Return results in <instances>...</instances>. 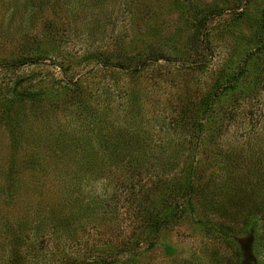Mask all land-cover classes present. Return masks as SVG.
I'll return each instance as SVG.
<instances>
[{"label": "rangeland", "instance_id": "rangeland-1", "mask_svg": "<svg viewBox=\"0 0 264 264\" xmlns=\"http://www.w3.org/2000/svg\"><path fill=\"white\" fill-rule=\"evenodd\" d=\"M263 12L264 0H0V264L67 263L25 248L41 240L27 220L42 199L77 215L71 259L130 247L113 264H264V53L214 95L259 44ZM132 171L159 182L146 204L126 199ZM189 181L176 207L172 186ZM142 208L169 220L154 244Z\"/></svg>", "mask_w": 264, "mask_h": 264}, {"label": "trees", "instance_id": "trees-1", "mask_svg": "<svg viewBox=\"0 0 264 264\" xmlns=\"http://www.w3.org/2000/svg\"><path fill=\"white\" fill-rule=\"evenodd\" d=\"M262 22H263L262 26H263V31H264V12L262 14ZM262 53H264V33L260 37L259 44L255 48H253V50L249 51L244 56L240 66L236 70H234L232 72H228L226 74L224 81L219 85V87L217 88L216 94H214V95L217 98L224 97V96L230 97L229 95H232V93L235 91V89L238 86L243 85L246 78L251 76V74H252L251 63L254 62V64H255L257 61H259L260 55ZM250 81H251V83L249 82L250 86L246 88L248 91L246 93L247 96H246V94H245V96H246L248 103H253V101L255 100V97L257 95L256 94V82L252 81V80H250ZM245 96L238 98V99L233 98L234 100L232 102L233 103L236 102V104H238L240 100H244ZM231 108L232 109L230 110V113H232V117H234V116H236L237 113H235V112L238 111L239 107H231ZM211 111H212V109H211ZM199 125H200V123H199ZM199 125H198V127H199ZM105 141H107V140L105 139ZM142 147L149 150L152 148V145L148 144L145 146H140V147H138V149L140 151H143L140 149ZM173 161L171 162L172 166L175 163L177 164L176 166H178L179 161H175V160H173ZM89 165H94V163L90 162ZM173 169H174V167H173ZM190 172H192V170H190ZM142 179H143V176H142V174H140V172L134 173L132 171L131 176H129V178H128V183L126 184V186H128V187L123 189L124 194L126 196V199H131L132 202H134V199H135V202H137L138 200L139 201L142 200V202H144V204H146V202L148 201V197L150 195V192L154 188L158 187L159 182L158 181L156 182L155 180L151 181L152 185L146 189V188H144L145 184H144ZM240 180H242V178H240L239 181ZM175 183H178V181H176ZM19 185H20L19 180L16 179V177L13 174L12 191L13 192L17 191ZM172 187H173V191H177L173 195L175 197L174 204L176 207L178 206L177 203H179L180 201L182 203V201L184 199L190 198L191 195L193 194V192L195 191V186L192 184L191 181H189L185 185H181V186L173 185ZM241 187H242V185H241ZM135 192L137 194V197L135 196L136 195ZM169 192L171 194V191H169ZM142 202H141V204H142ZM50 205H51L50 202H48L44 199L39 200L35 205V211L33 213V216L31 217V219L27 220L28 222H31V231H32L33 239L35 237L41 238V240L39 239L38 244H36L37 249H36V247L35 248L33 247L34 243L30 241L31 240L30 238L26 241V244H28V245L25 248L30 249L29 252H31V251L35 252L33 254L34 256H32V258L33 257H35V258L39 257V259L45 258V256L49 253L48 248L50 246H52L53 249L57 251V254L60 257L58 259V262L63 260V259H66L64 261V263L67 262L66 264H113V258L114 259L118 258L119 256H122V254H125V252L131 251L130 247L127 248L128 250H126V249H120L119 250V248H118L117 250L111 249V250L107 251L105 254L102 253L101 251H99V253H97V254H94L95 253L94 252L93 255L87 254V255H84L82 257L76 256V257H74V259H71V257H68V255L66 254V248H67V246H71L72 244H75V241L77 239V228H76V226L71 225V221H75L77 215L75 216L74 211H73V212H70L69 214L66 213L63 216L62 215L63 213L62 214L57 213L56 208H52ZM147 213H148V209L142 208L141 214H146V216L148 215V216L152 217V220H154L153 221V224H154L153 225L154 226L153 233L154 234H152V236H150L151 238H149L148 240H144V241L146 243H149V244H154L155 241H157L159 239L160 232L168 227L169 220H167L166 217L163 216L162 214H159V215L155 214L153 216V215H149V213L148 214ZM145 217L141 216V218H142L141 222H140L141 224L143 222V219H145ZM251 239L252 238H250V240L247 242V244H248L247 250L249 249L248 248L249 246L250 247L252 246V245H250ZM104 244H106V243H104ZM168 250H169V248H168ZM39 251H41V253L43 255H41V253ZM132 251H133V249H132ZM21 254L17 255V256H13V258L11 259V262H9V263L10 264H25V262L27 260H26L25 256H22ZM27 254H29V253L26 252V255ZM52 257H54V255H52ZM48 260L54 261L55 259L48 258ZM252 264H254V260H253Z\"/></svg>", "mask_w": 264, "mask_h": 264}]
</instances>
